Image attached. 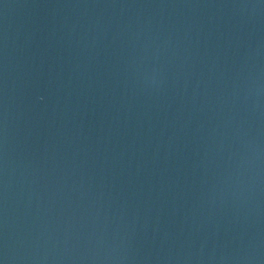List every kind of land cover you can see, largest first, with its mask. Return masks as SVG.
Returning a JSON list of instances; mask_svg holds the SVG:
<instances>
[{
  "label": "water",
  "instance_id": "water-1",
  "mask_svg": "<svg viewBox=\"0 0 264 264\" xmlns=\"http://www.w3.org/2000/svg\"><path fill=\"white\" fill-rule=\"evenodd\" d=\"M0 264H264V0H0Z\"/></svg>",
  "mask_w": 264,
  "mask_h": 264
}]
</instances>
